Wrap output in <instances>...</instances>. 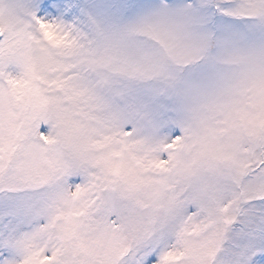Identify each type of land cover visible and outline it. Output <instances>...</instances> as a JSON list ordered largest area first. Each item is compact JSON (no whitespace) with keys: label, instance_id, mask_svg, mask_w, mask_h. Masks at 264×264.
<instances>
[{"label":"snow or ice","instance_id":"6c2138e0","mask_svg":"<svg viewBox=\"0 0 264 264\" xmlns=\"http://www.w3.org/2000/svg\"><path fill=\"white\" fill-rule=\"evenodd\" d=\"M0 264H264V0H0Z\"/></svg>","mask_w":264,"mask_h":264}]
</instances>
